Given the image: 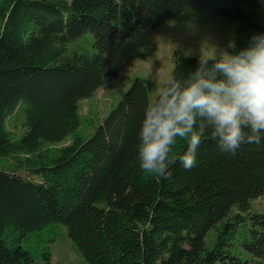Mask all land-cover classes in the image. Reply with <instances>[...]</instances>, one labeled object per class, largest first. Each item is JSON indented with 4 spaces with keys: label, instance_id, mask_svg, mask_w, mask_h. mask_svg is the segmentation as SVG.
Returning <instances> with one entry per match:
<instances>
[{
    "label": "trees",
    "instance_id": "obj_1",
    "mask_svg": "<svg viewBox=\"0 0 264 264\" xmlns=\"http://www.w3.org/2000/svg\"><path fill=\"white\" fill-rule=\"evenodd\" d=\"M198 17L236 21V51L264 33L260 0H0V264H50L66 236L86 264H264V213L245 215L264 198V142L222 152L198 122L193 169L178 138L172 178L145 173L137 152L151 101L139 78L83 133L81 102L119 77L108 53ZM172 60L178 79L198 66L180 50Z\"/></svg>",
    "mask_w": 264,
    "mask_h": 264
},
{
    "label": "clouds",
    "instance_id": "obj_2",
    "mask_svg": "<svg viewBox=\"0 0 264 264\" xmlns=\"http://www.w3.org/2000/svg\"><path fill=\"white\" fill-rule=\"evenodd\" d=\"M198 122L211 129L222 152L235 154L242 145L264 142V33L253 34L238 51L234 42L214 47L187 78L166 79L141 121L137 159L142 171L171 179L177 157L169 156L178 138L187 140L178 159L186 170L193 169L205 135Z\"/></svg>",
    "mask_w": 264,
    "mask_h": 264
},
{
    "label": "rangeland",
    "instance_id": "obj_3",
    "mask_svg": "<svg viewBox=\"0 0 264 264\" xmlns=\"http://www.w3.org/2000/svg\"><path fill=\"white\" fill-rule=\"evenodd\" d=\"M264 4V0H260ZM236 39V21L229 18H190L185 21H172L161 26L157 31L145 30L120 42L108 53L113 66L119 72L115 80H106L104 88L99 90L91 101L81 102V111L86 120L83 133L90 134L95 126L106 118L131 86V81L141 79L148 88L150 101L157 98L159 89L174 69L173 53L180 50L185 56L198 59L213 55V48H227L229 42ZM80 42L91 46L93 37L90 34L80 38ZM229 51V49H228ZM22 131H18L17 136ZM73 141L68 137L53 149H61ZM236 212V210H234ZM264 213V198L253 200L250 210L245 215ZM216 233L212 231L207 239L211 248ZM50 264H86L83 257L74 247L71 239L61 237L51 245Z\"/></svg>",
    "mask_w": 264,
    "mask_h": 264
}]
</instances>
